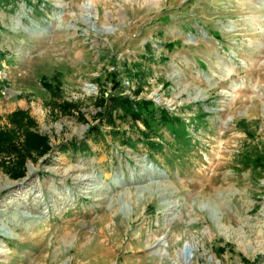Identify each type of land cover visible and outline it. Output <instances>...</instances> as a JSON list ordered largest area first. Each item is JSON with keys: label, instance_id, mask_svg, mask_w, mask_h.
<instances>
[{"label": "rangeland", "instance_id": "374dc122", "mask_svg": "<svg viewBox=\"0 0 264 264\" xmlns=\"http://www.w3.org/2000/svg\"><path fill=\"white\" fill-rule=\"evenodd\" d=\"M0 55V130L50 148L0 167V264H264V0H0ZM119 90L170 108L104 126Z\"/></svg>", "mask_w": 264, "mask_h": 264}, {"label": "trees", "instance_id": "16d2710c", "mask_svg": "<svg viewBox=\"0 0 264 264\" xmlns=\"http://www.w3.org/2000/svg\"><path fill=\"white\" fill-rule=\"evenodd\" d=\"M1 57V55H0ZM116 78V75H113V78L111 79L114 81ZM117 83V82H116ZM47 90L53 91V88L50 84H46V87H44ZM105 93V91H104ZM104 93L101 92V99L99 100V103L104 102V112H103V118L104 119V126L112 127L115 124V118H129L132 121H141L144 127H148V120L145 119V116H152L153 111V105L144 100H131L130 98L123 96L120 90L119 92H113L109 93L107 95V98L105 99ZM100 103V104H101ZM70 105L65 104L63 106V109L69 108ZM112 112H115V116H112ZM159 121L162 122L164 125H167L171 122L168 114L159 111ZM8 119L10 122L17 127L18 129L24 130V140L23 142L18 145L15 143V136L12 131L10 130H0V154L1 153H14L16 155V162L14 166L9 167L4 162H0V167L2 170H5L8 176L11 178H20L23 177L24 172V164L26 159H31L32 163L36 161V157H32V154H35V156L41 157L49 152L50 148L47 143V139L44 136H40L37 133H32L27 130L26 127H32L34 122L29 117L26 116L21 111H16L12 113ZM178 121L177 118H174V120ZM103 125L101 124V118L98 120V126L93 125L90 128L89 138L92 142L96 143L98 138H104L105 135H103L100 132V127ZM113 130V129H112ZM112 133H117L119 130L112 131ZM146 139V138H145ZM68 148L75 150V151H89L88 144L85 142L80 143H71L68 145H65L62 147L63 151H66Z\"/></svg>", "mask_w": 264, "mask_h": 264}, {"label": "built area", "instance_id": "2783aa9c", "mask_svg": "<svg viewBox=\"0 0 264 264\" xmlns=\"http://www.w3.org/2000/svg\"><path fill=\"white\" fill-rule=\"evenodd\" d=\"M124 85H129V81L127 80H123L122 82ZM90 85L87 86V88L89 89ZM150 103H152V105H154L155 107H161V108H166L169 110V106L168 105H163V101L159 98L158 94L153 95L152 97L149 98ZM171 113V112H170Z\"/></svg>", "mask_w": 264, "mask_h": 264}, {"label": "bare ground", "instance_id": "6f19581e", "mask_svg": "<svg viewBox=\"0 0 264 264\" xmlns=\"http://www.w3.org/2000/svg\"><path fill=\"white\" fill-rule=\"evenodd\" d=\"M154 170V169H153ZM31 172V171H30ZM30 174V173H29ZM76 179H77V181L79 182V183H83V182H85V181H90V182H93L94 181V176H92V175H79V176H77L76 177ZM10 185H11V183H6V184H4V186L2 187V188H0V192L1 191H3V190H5L6 188H8V187H10ZM186 257H188V256H186ZM185 257V258H186Z\"/></svg>", "mask_w": 264, "mask_h": 264}]
</instances>
